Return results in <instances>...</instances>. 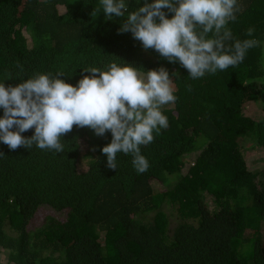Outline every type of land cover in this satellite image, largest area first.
<instances>
[{
	"label": "trees",
	"instance_id": "obj_1",
	"mask_svg": "<svg viewBox=\"0 0 264 264\" xmlns=\"http://www.w3.org/2000/svg\"><path fill=\"white\" fill-rule=\"evenodd\" d=\"M127 3L131 12L144 0ZM238 4L233 36L259 46L237 67L193 80L179 62L145 51L131 32L118 34L127 14L107 20L101 9L94 19L99 0H0L5 86L58 72L76 85L88 75L83 68L116 62L141 72L166 68L177 97L162 109L168 127L141 146L149 162L143 173L130 154L118 153L117 168L106 167L101 149L111 132L98 137L74 126L59 153L35 145L12 151L0 142L4 264H264V161L250 167L244 157L252 142L264 149V0ZM251 101L261 103L260 117L246 114ZM40 209L51 212L30 226Z\"/></svg>",
	"mask_w": 264,
	"mask_h": 264
},
{
	"label": "clouds",
	"instance_id": "obj_2",
	"mask_svg": "<svg viewBox=\"0 0 264 264\" xmlns=\"http://www.w3.org/2000/svg\"><path fill=\"white\" fill-rule=\"evenodd\" d=\"M99 4L91 13L94 19L101 9L107 20L127 14L118 34L131 32L145 51L179 62L193 80L237 67L247 51L260 44L255 38H234L229 23L241 11L238 0H144L131 12L127 0H99ZM165 9L173 13L171 18ZM253 33V28L247 30L249 37ZM83 71L88 75L76 85L67 83L63 72L36 73L15 86L0 82V142L12 151L35 145L59 153L64 151L63 136L74 126L87 127L98 137L111 132V142L101 149L106 167L116 169L117 154L123 153L132 156L137 173L147 171L149 162L141 146L168 127L162 109L177 99L168 70L141 72L128 63L110 62L106 70L90 66ZM186 87L191 90V85ZM32 129L30 137L22 135Z\"/></svg>",
	"mask_w": 264,
	"mask_h": 264
},
{
	"label": "rangeland",
	"instance_id": "obj_3",
	"mask_svg": "<svg viewBox=\"0 0 264 264\" xmlns=\"http://www.w3.org/2000/svg\"><path fill=\"white\" fill-rule=\"evenodd\" d=\"M259 103L260 102L258 101H251L246 103L244 109L246 114L251 115L252 117L255 118L260 117L263 109L262 107H260ZM82 140H81V152H83L85 149V143L82 142ZM253 144L255 143L254 142L250 143L248 145L249 148H247V150L244 152V157L246 159V162L250 167H253L252 164L254 163V160H257L258 162L256 164L262 166L264 161V149L258 146L252 147ZM86 167H87V159L81 157L79 161V168L85 169ZM206 200H207L205 202L206 205L209 207L210 210L213 211L214 205L212 204L211 199H206ZM50 212L51 211L49 210L40 209L36 217H34V219L30 221V226H35V225L38 226L39 224H41L44 219L43 216ZM173 223H174V219H171L170 224L172 225ZM262 230L264 232V227L262 228ZM4 262H5V255L3 253H0V264H4Z\"/></svg>",
	"mask_w": 264,
	"mask_h": 264
}]
</instances>
